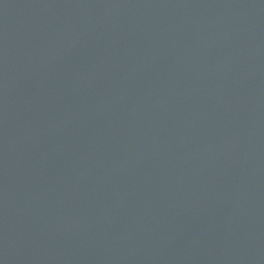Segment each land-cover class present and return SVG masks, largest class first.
I'll return each instance as SVG.
<instances>
[{"label": "water", "instance_id": "obj_1", "mask_svg": "<svg viewBox=\"0 0 264 264\" xmlns=\"http://www.w3.org/2000/svg\"><path fill=\"white\" fill-rule=\"evenodd\" d=\"M0 264H264V0H0Z\"/></svg>", "mask_w": 264, "mask_h": 264}]
</instances>
